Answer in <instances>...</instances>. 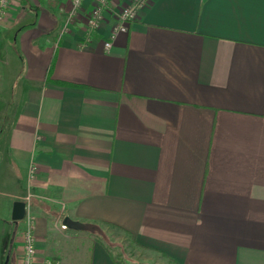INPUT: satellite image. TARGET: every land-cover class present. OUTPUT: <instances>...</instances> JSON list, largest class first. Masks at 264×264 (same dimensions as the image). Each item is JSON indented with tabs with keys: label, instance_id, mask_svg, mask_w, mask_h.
Wrapping results in <instances>:
<instances>
[{
	"label": "crops",
	"instance_id": "crops-1",
	"mask_svg": "<svg viewBox=\"0 0 264 264\" xmlns=\"http://www.w3.org/2000/svg\"><path fill=\"white\" fill-rule=\"evenodd\" d=\"M71 6L0 24V214L32 194L34 264H124L58 220L174 264H264V0H154L110 50L112 17L89 33ZM4 220L0 264H21L26 222Z\"/></svg>",
	"mask_w": 264,
	"mask_h": 264
},
{
	"label": "built area",
	"instance_id": "built-area-1",
	"mask_svg": "<svg viewBox=\"0 0 264 264\" xmlns=\"http://www.w3.org/2000/svg\"><path fill=\"white\" fill-rule=\"evenodd\" d=\"M154 0H126L114 4V0H71L72 6L67 14V23L84 21L89 33L99 32L108 16L112 17L113 25L105 41V49L110 50L113 41L120 33L129 31L142 10ZM13 0H0V22L4 21L12 8ZM20 4V3H18ZM17 5L14 4V6ZM66 30V27L63 31ZM36 167L32 166L30 178L35 176ZM27 217V213L25 218ZM28 225L24 234V255L21 264H34L37 247L34 228L35 218L28 216ZM62 229H67L66 224H61Z\"/></svg>",
	"mask_w": 264,
	"mask_h": 264
},
{
	"label": "rangeland",
	"instance_id": "rangeland-1",
	"mask_svg": "<svg viewBox=\"0 0 264 264\" xmlns=\"http://www.w3.org/2000/svg\"><path fill=\"white\" fill-rule=\"evenodd\" d=\"M21 0H13V4H12V8L10 9L9 14L7 15L6 19L4 21H6L8 19V17L11 15V13L18 9L20 7V3ZM14 6V4H16ZM2 21V22H4ZM0 22V24L2 23ZM11 112H10V104H6L3 105L2 104V108H0V162L1 160L4 159L3 155H4V148L7 147V133L11 124ZM32 166H36V164H32L29 168V180H33V178H30V170ZM38 168L36 169L35 172V176L37 174ZM34 176V178H35ZM13 188V191H17L19 189H21L22 184L18 183V184H12L11 185ZM4 197L2 198L0 196V213H1V209H2V205L4 203ZM10 199L6 198V202L9 201ZM18 200H22L25 201L27 203V217L24 218L21 221L15 222L12 220V217L10 216V214L6 213V215H2L0 214V226L2 225V223L5 224V220L7 219L8 223H11L12 226V232H15V228L17 226V223L21 224V222L25 221L26 222V226L28 225V216H32L35 218V222L37 223V216L33 213V205H32V194H30L28 192V194L22 198H14V202L18 201ZM14 202L12 204H14ZM10 203V202H9ZM58 224H63V222L61 220L56 221ZM61 227V226H60ZM9 229V228H7ZM110 234H111V240L115 241L117 243H119L122 248H118V247H112V251L114 253V255H116V257H118L124 264H174L173 262H171L169 259L165 258L163 255H160L159 253H156L152 250H147L145 248H141L140 246H138L134 240L132 239V237L127 234L124 231L118 230V229H113V228H109ZM7 232H10L7 230ZM2 233H0V243L2 240ZM62 235V234H60ZM1 246V244H0ZM24 246V244H23ZM2 246L0 248V255L2 254ZM8 260H9V256L8 258H6L3 262V264H8ZM11 264V263H9Z\"/></svg>",
	"mask_w": 264,
	"mask_h": 264
},
{
	"label": "trees",
	"instance_id": "trees-1",
	"mask_svg": "<svg viewBox=\"0 0 264 264\" xmlns=\"http://www.w3.org/2000/svg\"><path fill=\"white\" fill-rule=\"evenodd\" d=\"M68 223H69V224H67L68 227L70 226L72 228H76V229H80V230L84 229V228H86V230L91 229L95 234V238L98 241H100L101 243H103V245L108 250V252L112 255L114 260L116 262L120 261L118 257L114 256V253L112 251V247H118L121 249L122 246L119 243L112 241L111 237L105 231H103L99 225H89V224H83V223L73 222V221H69ZM176 264H178V263H176Z\"/></svg>",
	"mask_w": 264,
	"mask_h": 264
},
{
	"label": "water",
	"instance_id": "water-1",
	"mask_svg": "<svg viewBox=\"0 0 264 264\" xmlns=\"http://www.w3.org/2000/svg\"><path fill=\"white\" fill-rule=\"evenodd\" d=\"M26 213L27 203L22 200L15 201L13 204L12 220L15 222L21 221L25 218Z\"/></svg>",
	"mask_w": 264,
	"mask_h": 264
}]
</instances>
